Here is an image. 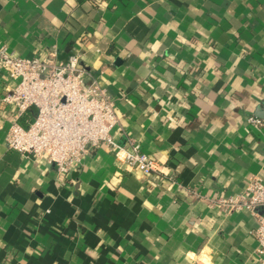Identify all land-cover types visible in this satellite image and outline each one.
I'll list each match as a JSON object with an SVG mask.
<instances>
[{
    "label": "crops",
    "instance_id": "0c3cea01",
    "mask_svg": "<svg viewBox=\"0 0 264 264\" xmlns=\"http://www.w3.org/2000/svg\"><path fill=\"white\" fill-rule=\"evenodd\" d=\"M0 45L79 56L116 102V141L161 165L145 176L103 147L62 180L9 151L0 71V264H257L249 214L195 195L264 180V0H0Z\"/></svg>",
    "mask_w": 264,
    "mask_h": 264
},
{
    "label": "built area",
    "instance_id": "2783aa9c",
    "mask_svg": "<svg viewBox=\"0 0 264 264\" xmlns=\"http://www.w3.org/2000/svg\"><path fill=\"white\" fill-rule=\"evenodd\" d=\"M0 71L15 83L13 92L2 102L15 109L6 145L33 163L56 167L60 179L80 169L92 150L106 148L116 161L145 176L161 171V165L145 154L139 143L120 145L113 136L119 126L116 102L101 81L83 68L80 57L48 63L20 57L0 45ZM248 124L259 130L260 119ZM209 209L228 216L248 213L255 223L251 232L256 241L253 257L264 264V180L251 176L241 193L195 195Z\"/></svg>",
    "mask_w": 264,
    "mask_h": 264
}]
</instances>
